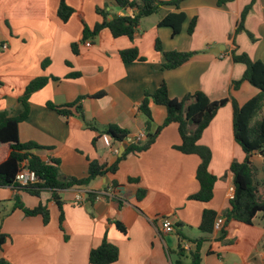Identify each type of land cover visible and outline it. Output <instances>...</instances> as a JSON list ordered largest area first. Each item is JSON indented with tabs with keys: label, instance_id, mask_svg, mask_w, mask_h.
Segmentation results:
<instances>
[{
	"label": "crops",
	"instance_id": "0c3cea01",
	"mask_svg": "<svg viewBox=\"0 0 264 264\" xmlns=\"http://www.w3.org/2000/svg\"><path fill=\"white\" fill-rule=\"evenodd\" d=\"M64 1L75 11L68 22L58 16L61 0H0V112L11 111L12 116H18L19 99L30 82L49 78L29 100L30 113L19 126V139L41 147L34 153L44 162L58 160L63 178H86L90 161L113 165L120 155L113 151L121 152L124 145L145 132L146 117L139 108L145 94L154 93L163 82L170 96L178 100L198 91L211 101L227 99L232 93L243 106L259 94L248 82L232 91L233 82L242 80L246 71L232 55L245 53L264 63V0H229L221 7L218 0H184L180 11L189 21L197 18L192 35L187 33L189 21L175 37L170 28L158 26L163 17L176 11L175 7H165L160 18L147 21L150 16L142 21L133 41L114 38L104 29L93 43L81 40L85 26L94 29L102 22L97 9L106 8L111 13L109 20L124 11L115 0ZM250 5L245 31L236 34L242 12ZM158 40L164 52L199 54L177 69L163 70L164 53L155 49ZM74 44L78 47L76 55ZM4 45H8L7 50ZM132 48L145 60L124 63L121 52ZM71 73L80 77L67 79ZM76 101L77 108H68L71 116L48 107L52 103L64 108ZM150 110L154 128L162 126L166 109L151 101ZM80 112L100 131L109 125L127 130L129 140L118 144L100 132L94 145L98 133L85 125ZM233 117L229 103L217 112L199 140L211 150L209 171L217 177L214 197L208 203L189 199L200 190L197 170L201 158L175 149L181 144L177 124L164 128L148 151L128 156L116 174L97 178L85 188L61 191L62 210L50 191L37 197L13 187L0 188V225L9 236L0 249V260L11 264H90L91 251L107 238L119 248L120 258L114 264H175L174 251L179 244L189 243L194 249L195 242L204 236L200 231L203 213L213 210L222 216L234 197L230 167L235 161L244 162L246 154L235 141ZM252 162L258 169L257 178L264 180V157L255 154ZM131 178L139 182L131 183ZM113 181L118 184L119 197H104L83 206L75 202L77 192L100 194L111 188ZM139 190L146 191L142 200L137 197ZM17 200L29 209L47 205L50 222L45 224L41 216L28 217L14 209ZM162 218L173 221L175 233L163 232ZM116 221L126 227V235L116 228ZM224 231V241L214 232L202 244L201 264H264L263 214H258L252 225L231 221Z\"/></svg>",
	"mask_w": 264,
	"mask_h": 264
},
{
	"label": "trees",
	"instance_id": "16d2710c",
	"mask_svg": "<svg viewBox=\"0 0 264 264\" xmlns=\"http://www.w3.org/2000/svg\"><path fill=\"white\" fill-rule=\"evenodd\" d=\"M184 0H115L116 5L124 11L123 15H113L109 20L111 13L105 9H97V13L102 17V22L97 24L94 29L85 26L81 42L93 43L101 31L108 29L114 38L127 37L131 41L135 39L139 32L142 21L150 16L159 14L165 7H175V12L168 13L161 19L158 26L168 27L172 30L173 36L179 35L188 16L180 11V4ZM229 0H218V6H224ZM252 6H248L242 12L238 23L236 34L245 31V20ZM75 11L64 0H61L58 16L63 22H68ZM197 25V18H192L188 23L187 33L192 35ZM253 39L252 34H248ZM73 53L78 54L76 44L72 47ZM156 51L163 52L165 63L163 70H174L187 63L197 52H164L160 40L155 46ZM233 61L246 66V71L242 80L235 81L232 84V91H237L243 82H248L259 90V94L249 100L243 106H240L234 99L232 93L229 98L219 101H211L209 97L198 91L188 95L183 100L174 99L170 96L167 83L163 82L160 87L152 94L146 93L145 98L139 110L146 117L145 138L143 140L133 139L127 146L123 155L117 156L116 162L108 166L98 161H90L88 175L86 178H63L60 173V162L51 159L50 162H44L34 152L41 149L36 143H22L19 139V126L24 122L30 113L29 100L31 96L43 89L49 82L48 77L34 79L27 86L25 93L19 99L21 112L18 116H12L11 111L0 112V188L13 187L18 190H24L30 195L40 197L43 191L52 193V200L62 210L63 202L60 192L72 188H85L94 180L100 177H107L109 174H116L119 171L120 164L130 155H139L148 151L156 142L161 132L170 124H177L181 137V144L175 147L176 150L186 155H197L201 158V164L197 170V180L200 184L198 193L190 196V200L208 203L214 197L215 183L217 177L209 171L212 160V153L208 147L199 144L203 132L207 129L217 112L231 103L233 105V132L235 141L241 146L246 154L244 162H233L230 171L234 175L235 194L230 201V207L223 212L222 216L226 219V224L231 221H237L246 225H252L258 214L264 216V180H259L258 169L252 162V157L259 154L264 157V63L252 60L247 54H236L233 52ZM121 58L124 63L135 61H144L140 52L136 48L121 52ZM46 64V63H45ZM71 67L70 63H67ZM43 67H45L43 65ZM79 73H71L67 79H77ZM102 94H97L92 98H99ZM87 98V97H86ZM84 98H81L82 100ZM162 106L167 111V118L162 126L154 128L153 117L150 110V102ZM48 107L56 110L62 115L71 116L72 112L68 108L78 107V101L67 105L64 108H58L52 103ZM80 118L85 125L98 133L93 144L100 138V132L108 134L114 142L123 144L129 140L130 134L116 125H109L104 131H100L96 124L88 122L83 112L79 113ZM28 161L29 169L35 171L40 182L35 185L20 186L16 183L17 175L21 170L23 162ZM129 182H139L138 179H129ZM109 186L106 187L108 189ZM114 198L119 197L116 193L118 184L113 181L111 184ZM97 193L90 192L87 201L93 203L97 198ZM146 191L139 190L137 197L142 200ZM14 209L22 210L26 216H41L45 224L50 222L51 213L47 205L39 204L34 209L26 208L19 200L16 201ZM218 213L213 210H206L203 213L200 231L204 234L194 245V249L186 250L184 245L179 244L174 254L177 259L175 264H201V246L208 241L209 236L214 233V223ZM64 221V215H61V222ZM116 228L124 235L127 234L126 227L121 222H114ZM226 231L220 233V239L225 240ZM9 241V236L3 233L0 225V249ZM120 258L119 248L104 239L100 247L90 253V264H114ZM0 264H11L5 259L0 260Z\"/></svg>",
	"mask_w": 264,
	"mask_h": 264
},
{
	"label": "built area",
	"instance_id": "2783aa9c",
	"mask_svg": "<svg viewBox=\"0 0 264 264\" xmlns=\"http://www.w3.org/2000/svg\"><path fill=\"white\" fill-rule=\"evenodd\" d=\"M2 48L4 50H7L8 45H4ZM144 138H145V132L137 135L135 139L140 141V140H143ZM113 152L115 155H117L120 153V150L115 149ZM39 182H40V179L38 175L36 174V172L29 169L28 161L23 162L21 165V170L16 178L17 185L29 186V185H35ZM88 194L89 192H85V191L77 192L75 195V202L81 206L88 204V201H87ZM104 197H109V198L113 197L112 188H109L108 190H104L102 193L98 194L96 200H99ZM161 223H162V230L165 234L175 233V224L170 218H162ZM225 225H226L225 217L224 216L217 217L214 223V232L221 233L224 230ZM184 248L186 250H190L192 248V245L189 243H185Z\"/></svg>",
	"mask_w": 264,
	"mask_h": 264
},
{
	"label": "water",
	"instance_id": "95a60500",
	"mask_svg": "<svg viewBox=\"0 0 264 264\" xmlns=\"http://www.w3.org/2000/svg\"><path fill=\"white\" fill-rule=\"evenodd\" d=\"M224 49H225L224 47L220 48L219 50H216L215 53H220V51H223ZM126 148H127V145H124L123 149L120 152V155H119L120 157L123 155V153L125 152Z\"/></svg>",
	"mask_w": 264,
	"mask_h": 264
},
{
	"label": "rangeland",
	"instance_id": "374dc122",
	"mask_svg": "<svg viewBox=\"0 0 264 264\" xmlns=\"http://www.w3.org/2000/svg\"><path fill=\"white\" fill-rule=\"evenodd\" d=\"M147 18H149V17H147ZM147 18H145V19H147ZM158 18H160V14H155L154 16H152L151 18H149V20H147V21H150V19L153 20V19H158ZM43 65L45 66L44 68H46L47 64H43ZM261 193L263 194L264 193V190H262Z\"/></svg>",
	"mask_w": 264,
	"mask_h": 264
}]
</instances>
